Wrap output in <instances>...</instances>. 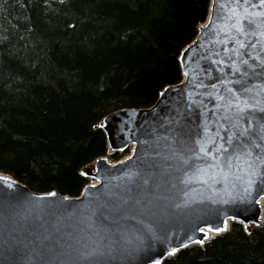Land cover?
<instances>
[{
    "label": "water",
    "instance_id": "obj_1",
    "mask_svg": "<svg viewBox=\"0 0 264 264\" xmlns=\"http://www.w3.org/2000/svg\"><path fill=\"white\" fill-rule=\"evenodd\" d=\"M179 63L153 105L97 124L132 154L83 166L81 197L0 172V264H161L264 226V3L210 0Z\"/></svg>",
    "mask_w": 264,
    "mask_h": 264
},
{
    "label": "trees",
    "instance_id": "obj_2",
    "mask_svg": "<svg viewBox=\"0 0 264 264\" xmlns=\"http://www.w3.org/2000/svg\"><path fill=\"white\" fill-rule=\"evenodd\" d=\"M210 0H0V172L80 195V170L117 161L97 124L182 79L179 54ZM161 264H264V226L230 229Z\"/></svg>",
    "mask_w": 264,
    "mask_h": 264
},
{
    "label": "bare ground",
    "instance_id": "obj_3",
    "mask_svg": "<svg viewBox=\"0 0 264 264\" xmlns=\"http://www.w3.org/2000/svg\"><path fill=\"white\" fill-rule=\"evenodd\" d=\"M193 41H191L188 45H190L191 43H192ZM185 47H183L182 49H184ZM181 52V51H180ZM179 56H180V54H179ZM178 60H179V57H178ZM180 64V63H179ZM261 203L263 204V206H264V198L263 199H261Z\"/></svg>",
    "mask_w": 264,
    "mask_h": 264
},
{
    "label": "snow or ice",
    "instance_id": "obj_4",
    "mask_svg": "<svg viewBox=\"0 0 264 264\" xmlns=\"http://www.w3.org/2000/svg\"><path fill=\"white\" fill-rule=\"evenodd\" d=\"M245 2H247V0H245ZM261 3H264V0H261ZM250 23H251V22H250ZM241 47H244V45L241 44ZM243 63H247V61H243ZM202 151H203V149H202ZM201 243H202V241H201Z\"/></svg>",
    "mask_w": 264,
    "mask_h": 264
},
{
    "label": "rangeland",
    "instance_id": "obj_5",
    "mask_svg": "<svg viewBox=\"0 0 264 264\" xmlns=\"http://www.w3.org/2000/svg\"><path fill=\"white\" fill-rule=\"evenodd\" d=\"M123 158V156L121 157V158H119V159H122ZM110 159V158H109ZM112 162H115L114 160H112V159H110Z\"/></svg>",
    "mask_w": 264,
    "mask_h": 264
}]
</instances>
